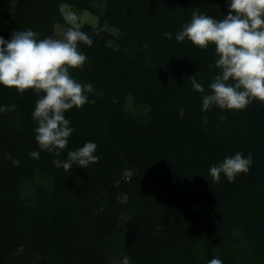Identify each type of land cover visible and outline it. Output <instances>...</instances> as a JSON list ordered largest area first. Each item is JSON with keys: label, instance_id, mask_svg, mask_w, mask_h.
Returning a JSON list of instances; mask_svg holds the SVG:
<instances>
[{"label": "trees", "instance_id": "16d2710c", "mask_svg": "<svg viewBox=\"0 0 264 264\" xmlns=\"http://www.w3.org/2000/svg\"><path fill=\"white\" fill-rule=\"evenodd\" d=\"M62 6L98 18L80 26L93 43L70 70L89 102L65 113L74 132L57 157L35 140V92L0 86V107L16 105L0 113V264H264V104L203 112L190 77L210 92L215 47L175 39L194 10L227 16L228 0H14L0 37L59 38ZM87 142L97 163L55 166ZM236 153L249 172L213 182L210 167Z\"/></svg>", "mask_w": 264, "mask_h": 264}, {"label": "clouds", "instance_id": "9594fccd", "mask_svg": "<svg viewBox=\"0 0 264 264\" xmlns=\"http://www.w3.org/2000/svg\"><path fill=\"white\" fill-rule=\"evenodd\" d=\"M228 3V15L220 20L194 10L190 22L175 37L177 42L187 39L201 50L209 45L215 47L214 67L219 74L208 85L210 92L205 94L204 86L194 76L190 77L193 90L203 94V112L213 106L240 111L253 101L264 104V0H228ZM65 20L70 27L59 38L38 39L31 29L13 32L8 41L0 37V86L15 89L20 95L29 90L35 92L39 97L32 113L37 124L33 129L35 140L41 151L57 157L74 132L65 113L87 104L85 93L92 89L90 84L83 85L74 79L70 70L82 68L86 62L79 44L91 46L93 40L80 30L74 13ZM164 35L172 38L171 33ZM14 111V104L0 107V113ZM179 114L182 117L184 110ZM203 123L207 124L206 117ZM96 149L94 142H87L78 150L69 151L66 160L53 162L65 171H70L73 165L83 169L98 162ZM30 158L39 159V152H31ZM7 159L14 166L20 163L10 153ZM252 162L251 155L236 153L211 166L209 174L213 182L219 183L223 175L231 183L237 175L248 173ZM120 264H130V259L125 256ZM208 264H222V261L213 258Z\"/></svg>", "mask_w": 264, "mask_h": 264}, {"label": "rangeland", "instance_id": "374dc122", "mask_svg": "<svg viewBox=\"0 0 264 264\" xmlns=\"http://www.w3.org/2000/svg\"><path fill=\"white\" fill-rule=\"evenodd\" d=\"M4 4V5H3ZM14 0H0V27L6 26V21L8 16L4 13V11L11 12L13 9ZM6 9V10H5ZM64 17H66L70 13H74L78 17V24L82 26L84 24H90L93 26L98 25V18L89 12H79L75 8L69 6H62L61 8ZM2 11V12H1ZM111 35H113L114 39L119 38L118 31L115 29H108ZM130 109H132L130 104ZM24 198L27 200V204H34V190L28 188V190L24 191ZM129 220V217L123 215L122 222H126Z\"/></svg>", "mask_w": 264, "mask_h": 264}]
</instances>
